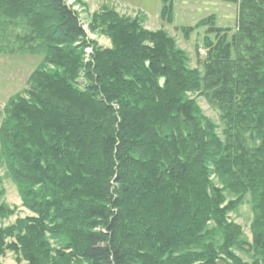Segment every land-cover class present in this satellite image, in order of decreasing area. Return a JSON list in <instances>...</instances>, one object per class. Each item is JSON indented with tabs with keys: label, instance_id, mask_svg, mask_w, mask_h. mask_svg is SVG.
Listing matches in <instances>:
<instances>
[{
	"label": "trees",
	"instance_id": "16d2710c",
	"mask_svg": "<svg viewBox=\"0 0 264 264\" xmlns=\"http://www.w3.org/2000/svg\"><path fill=\"white\" fill-rule=\"evenodd\" d=\"M219 1L238 6L232 36L215 16L183 28L208 27L201 74L165 31L136 20L103 16L112 48L101 49L65 0H0L1 30H26L15 38L18 52L45 55L0 128L7 171L34 214L0 228V258L248 264L233 251L245 246L250 264H264V0ZM162 18L172 22V0H163ZM194 94L220 109L225 140ZM213 176L241 198L252 195V244L241 243V228L227 218L235 202L224 206ZM47 235L66 245L52 249Z\"/></svg>",
	"mask_w": 264,
	"mask_h": 264
},
{
	"label": "rangeland",
	"instance_id": "374dc122",
	"mask_svg": "<svg viewBox=\"0 0 264 264\" xmlns=\"http://www.w3.org/2000/svg\"><path fill=\"white\" fill-rule=\"evenodd\" d=\"M65 1L69 7L79 14L81 24L87 33L88 39L93 42L96 47L101 49L112 48V41L106 30L107 26L103 24L102 19L103 16H109L111 12H114L124 20L138 21L145 30L152 32L160 30L165 31L169 37L175 40L177 48L186 53L189 58V67L193 70L200 71L201 74L205 72V63L208 54V50L203 42L204 37L207 35L208 27H203L189 33L184 31L183 28L194 27L203 19L215 16L217 20L215 25L220 28H230L232 30V36L236 32L238 24V6L232 3H223L219 0H172L173 18L171 23L162 18L163 7L161 9V14L160 8L155 7L156 4L159 5L158 0H142L140 3L137 2V0ZM142 6H148V12H145ZM137 7H140V9ZM1 32H4L0 34L1 47H6L8 44L15 50L12 48L4 50L0 53V58H10L11 56L21 58L26 55V59H20L17 63L13 62V58V64H10L8 61L4 62L2 65L5 71L11 72L15 70V72L18 71V73L23 72L21 73L22 78L26 76L29 69L34 72L43 62L45 55L43 51L24 54L23 52H18L17 48H19L20 44L15 38L16 36H23L26 32L25 28L21 27L19 24H15L4 27ZM211 39L215 41V36L212 35ZM92 51V47L85 50V63L91 59ZM23 67H25V69H22ZM29 80L24 89H20L19 86L13 87L11 85H5L2 87V89H4L3 92H10L12 93L11 95L16 94L12 98L21 95L28 87ZM189 98L195 101L202 116L216 127L217 135L222 140H225L226 125L222 119L220 109L215 106L206 95L194 94L189 95ZM3 120H1V125ZM212 180L217 188L223 190L225 198L224 206H227L231 202H235V205L231 207L227 213V218L229 222L241 228V243L252 244V224L255 218V204L252 195L248 194L241 198L225 189L218 177L213 176ZM1 207H4L7 213L0 219V228H9L16 225L18 220L34 216V214L23 206L20 189L9 175L0 151V208ZM210 228L213 229V226H210ZM47 239L54 250L64 248L66 245V240L64 238L56 239L51 235H47ZM12 241L13 239L10 240V242ZM233 251L244 263L250 264L255 259L254 254L247 250L245 246L236 247ZM0 263L27 264L21 259L20 255L11 251H8L4 257L0 258ZM73 264H82V262H74Z\"/></svg>",
	"mask_w": 264,
	"mask_h": 264
},
{
	"label": "crops",
	"instance_id": "0c3cea01",
	"mask_svg": "<svg viewBox=\"0 0 264 264\" xmlns=\"http://www.w3.org/2000/svg\"><path fill=\"white\" fill-rule=\"evenodd\" d=\"M141 1L142 0H137V2H139V3ZM158 2H159V5L156 4L155 7L160 8V14H161V9L163 7V0H158ZM142 7L145 10V12H148L147 11V9H149L148 6H145V7L142 6ZM137 8L140 9V7H137ZM12 58H13V62L17 63L18 61H20V59H22V60H23V58L26 59V55H24L21 58H19V57L15 58L13 56H11L10 58H2V57L0 58V127H1V120H3V117H4L5 106L9 102V100L13 96L16 95V94L15 95H11L12 93L6 92V91L3 92L4 89H2V87L5 86V85H11L13 87L14 86H19L20 89L21 88L24 89L25 86H27L26 84H27L28 80L30 79L31 74L33 72L32 70L30 71V69H29V71H27V73H26V76H23L24 78H22L21 77V73H23V72H19L18 73V71L15 72V70H13L11 72L10 71H5V69L3 68L4 66L2 64L4 62H7V61L10 62V64H13ZM22 69H25V67H23ZM2 113H3V115H2Z\"/></svg>",
	"mask_w": 264,
	"mask_h": 264
}]
</instances>
